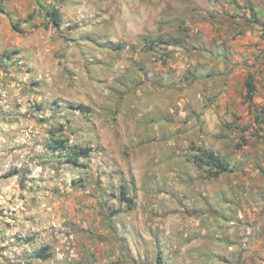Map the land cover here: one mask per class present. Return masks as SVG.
<instances>
[{
    "label": "rangeland",
    "instance_id": "1",
    "mask_svg": "<svg viewBox=\"0 0 264 264\" xmlns=\"http://www.w3.org/2000/svg\"><path fill=\"white\" fill-rule=\"evenodd\" d=\"M245 14L0 0V264H264V42L221 64L230 36L262 32Z\"/></svg>",
    "mask_w": 264,
    "mask_h": 264
},
{
    "label": "crops",
    "instance_id": "2",
    "mask_svg": "<svg viewBox=\"0 0 264 264\" xmlns=\"http://www.w3.org/2000/svg\"><path fill=\"white\" fill-rule=\"evenodd\" d=\"M188 4H190L191 7L193 6H203V7H210L213 5L214 11L216 14H219L220 16L229 14L230 17L234 18L233 21H239L241 17L245 14L246 18L255 17L257 20L256 22L251 21L250 30H259L260 32L259 37H254V33L245 31L244 28H242V32L237 34H233L229 37L228 45L229 47L227 49L228 53V59L231 60H224L221 64L224 65L225 69L228 70H236V71H243L245 70V67L243 66V62H234L233 58L236 59V53L241 51L243 48L246 49V45L249 44V41H263L264 42V0H188ZM6 12V11H5ZM10 13V11L8 12ZM9 16H11L9 14ZM27 22L24 21V24L27 25ZM249 21H247L248 23ZM234 28V26L232 25ZM31 37V35L29 36ZM262 39V40H261ZM216 45H218V39ZM157 43V42H154ZM177 43V40H176ZM160 44V43H158ZM154 45V44H153ZM163 45V44H160ZM165 47H174V46H167ZM149 50H152L151 47L146 46ZM116 50V49H114ZM238 51V52H237ZM234 56V57H233ZM241 63V64H240ZM232 75H230V79L232 78Z\"/></svg>",
    "mask_w": 264,
    "mask_h": 264
},
{
    "label": "trees",
    "instance_id": "3",
    "mask_svg": "<svg viewBox=\"0 0 264 264\" xmlns=\"http://www.w3.org/2000/svg\"><path fill=\"white\" fill-rule=\"evenodd\" d=\"M51 14L53 15L52 24L55 27H59L61 23V18L58 12L56 10L55 11L53 10ZM253 20L255 22L257 21L255 17H253ZM13 29L17 31L18 28L17 26L13 25ZM158 43L167 45V46H171V45L174 46L176 45V40L174 39L158 40ZM150 44H154V42L153 43L151 42ZM245 88H246L245 101L248 103L249 106H252L253 105L252 95H253L255 86L253 82L248 80L245 82ZM53 143H54L53 149L59 150V151L66 150L64 152L65 153L64 157L68 164L77 165L79 158L81 157L85 158L88 156V149H81L75 146H71V147L68 146V148H66L65 142L58 140V139H54ZM191 160H192V163L198 168L209 167L211 169H214V173H213L214 177H218L219 175L223 173L232 171L229 168L228 164L224 162V160L220 156L214 154L213 152L200 150L197 154L191 157ZM45 251H46L45 249L40 250L39 253L37 254L38 258H41L44 260L47 259L49 257V253Z\"/></svg>",
    "mask_w": 264,
    "mask_h": 264
}]
</instances>
